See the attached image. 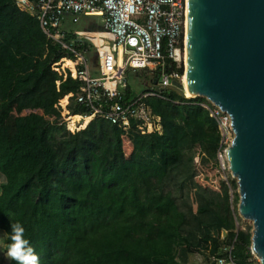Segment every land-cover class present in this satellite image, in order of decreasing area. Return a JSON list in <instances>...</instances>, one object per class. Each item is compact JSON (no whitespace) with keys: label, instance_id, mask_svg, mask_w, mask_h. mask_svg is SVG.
I'll list each match as a JSON object with an SVG mask.
<instances>
[{"label":"trees","instance_id":"16d2710c","mask_svg":"<svg viewBox=\"0 0 264 264\" xmlns=\"http://www.w3.org/2000/svg\"><path fill=\"white\" fill-rule=\"evenodd\" d=\"M78 41L81 50H94ZM62 58L35 18L0 0V232L6 248L10 225L20 222L39 264H187L192 254L215 264V257L229 260V248L233 264H257L253 227L240 226L237 182L229 183L232 200L223 195L210 205L214 235L220 229L222 239L200 233L173 192H159L169 174L179 184L193 180L199 154L204 163L217 159V122L203 107L211 104L167 91L145 100L161 118V134L141 135L134 124L126 133L100 119L71 134L51 121L59 102L62 121H84L89 113L74 105L68 118L67 94H77L80 83L52 70Z\"/></svg>","mask_w":264,"mask_h":264},{"label":"built area","instance_id":"2783aa9c","mask_svg":"<svg viewBox=\"0 0 264 264\" xmlns=\"http://www.w3.org/2000/svg\"><path fill=\"white\" fill-rule=\"evenodd\" d=\"M12 1L19 11L35 18L47 40L59 48L63 58L52 66V70L64 80L70 76L80 83L78 93L68 95L73 105L89 113V116H81L82 120H104L126 133L132 130L133 124L141 135L162 133L161 118L153 113L145 100L159 97L162 89L168 90L175 82L183 86L188 0ZM81 17L101 18L103 31L99 33L105 36L101 38L102 43H95L88 36L92 32L68 30V25H78ZM78 40L93 45V58L89 56L90 50H81ZM110 47H114V51ZM119 49H123L124 57L121 68L117 65ZM65 63L71 65L66 67ZM91 63L96 66L98 76L92 74ZM169 63L174 66L168 67ZM130 70L135 73L146 70L149 77L155 73L159 77L147 93L126 98L129 88L125 82ZM203 107L217 122L220 134L217 160L224 164L226 152L234 139L231 117L213 104ZM224 252L229 255L228 261L215 257L212 262L233 264L232 248Z\"/></svg>","mask_w":264,"mask_h":264},{"label":"water","instance_id":"95a60500","mask_svg":"<svg viewBox=\"0 0 264 264\" xmlns=\"http://www.w3.org/2000/svg\"><path fill=\"white\" fill-rule=\"evenodd\" d=\"M186 38L190 97L179 82L168 90L206 99L231 117L226 160L237 178L239 216L252 223V254L264 264V0H188Z\"/></svg>","mask_w":264,"mask_h":264},{"label":"rangeland","instance_id":"374dc122","mask_svg":"<svg viewBox=\"0 0 264 264\" xmlns=\"http://www.w3.org/2000/svg\"><path fill=\"white\" fill-rule=\"evenodd\" d=\"M68 30L79 31V32L81 31L92 32L88 34V36H91L94 42L98 44L102 43L101 38L105 37L99 33L100 31H103V24L101 18L99 17H81L80 23L75 26L68 25ZM106 37L108 38V36ZM110 48L112 49V51H114V47H110ZM89 56L93 58L95 56V51L90 50ZM122 66H123V57H122V53H120L119 67L121 68ZM90 70L94 76L99 75L97 68L96 66H94L93 63H91L90 65ZM60 71L61 73H63L62 70ZM125 83L127 84L128 88L131 90V92L137 95L140 93H147L150 89L148 79L143 78L142 75H139L138 77L137 73L131 70L127 72ZM119 84L122 85L124 83L119 82ZM121 90H124L123 87L121 88ZM67 96L69 95L67 94ZM68 103H70L69 106H66L67 108L66 107L65 108L68 111V118H69L70 114H72L71 107L74 106L73 105L74 102L73 100H70ZM58 107H59V111L57 117H52L51 119L52 122H55V120H57L58 123L62 122V124L66 125L67 131L71 134H76L80 131H83L81 130V126L85 124L84 121L78 120L75 123L74 127H71L70 122L62 121V118L60 117V111L63 109V107L61 106V101L59 102ZM15 116L13 115L7 124L6 134L8 137H11L14 134ZM125 152H126V156L130 158L132 154V149L130 147V144L126 145ZM203 158H205V155L199 154L195 159L196 177L193 180H191L187 184H179L173 178V176L169 174L165 179L159 192L161 194L173 192L180 210L186 214L195 217L196 219L195 228L200 233L208 235L209 237L219 236L222 239L226 236V233L222 232L220 229H218L220 235H216V234L214 235L215 233L214 231H216L217 228L215 227L216 221L211 213L210 205L213 200L223 195H228L232 200L233 193L230 189L229 183L230 181L237 182V180L233 178L227 161H225L224 164H222L217 159H215V160H210V162L208 161L204 163L202 161ZM4 182H5V178L2 175H0V188L2 184H4ZM209 226L215 227V229L208 228ZM240 226L244 228L245 226H252V223L241 218ZM188 230L189 229H184L183 232L187 233ZM3 240H4V235L0 232V264H10L11 259L8 258L6 255L7 248ZM256 260H257V264H261L259 259L256 258ZM190 261L191 264H210L208 258L203 254L191 255Z\"/></svg>","mask_w":264,"mask_h":264},{"label":"clouds","instance_id":"9594fccd","mask_svg":"<svg viewBox=\"0 0 264 264\" xmlns=\"http://www.w3.org/2000/svg\"><path fill=\"white\" fill-rule=\"evenodd\" d=\"M10 228L8 238L11 242L7 246V257L16 264H39V255L26 238L23 224L15 222L10 225Z\"/></svg>","mask_w":264,"mask_h":264},{"label":"bare ground","instance_id":"6f19581e","mask_svg":"<svg viewBox=\"0 0 264 264\" xmlns=\"http://www.w3.org/2000/svg\"><path fill=\"white\" fill-rule=\"evenodd\" d=\"M186 37H187V33H186ZM109 39H111L110 36H108ZM185 49H187V38H185ZM122 53H123V49H119ZM185 59H186V50H185ZM185 66H186V60H185ZM183 86L185 88V93H186V96L187 97H190L189 94H188V90H187V81H186V74H185V77H184V81H183ZM80 119V118H79ZM77 119L76 121H72L70 122V126L71 127H74L75 123L79 120ZM91 119L90 118H87L84 120L85 124L81 127H84L86 125H88L90 123ZM237 179V178H236Z\"/></svg>","mask_w":264,"mask_h":264},{"label":"flooded vegetation","instance_id":"af4514ba","mask_svg":"<svg viewBox=\"0 0 264 264\" xmlns=\"http://www.w3.org/2000/svg\"><path fill=\"white\" fill-rule=\"evenodd\" d=\"M149 73H145L142 75L143 78H145L146 76H148ZM159 74L155 73L154 75H152L151 77H147L148 81H149V87L152 85V83H154L155 81L158 80Z\"/></svg>","mask_w":264,"mask_h":264},{"label":"crops","instance_id":"0c3cea01","mask_svg":"<svg viewBox=\"0 0 264 264\" xmlns=\"http://www.w3.org/2000/svg\"><path fill=\"white\" fill-rule=\"evenodd\" d=\"M100 18V17H99ZM72 31V30H71ZM109 39V38H108ZM111 49V48H110ZM112 50V49H111ZM122 53L120 50L118 51V61H117V65L119 66V54ZM122 57H123V53H122ZM123 61H124V57H123ZM67 67V66H66ZM139 77V76H138ZM151 88V87H150ZM131 91V90H130ZM143 93H140L138 95H141ZM137 94H134L133 92H131V98L135 97V96H138ZM194 255V254H192ZM207 257V256H206ZM190 258H191V255L189 256V259H188V263L187 264H191V261H190ZM208 258V257H207Z\"/></svg>","mask_w":264,"mask_h":264}]
</instances>
